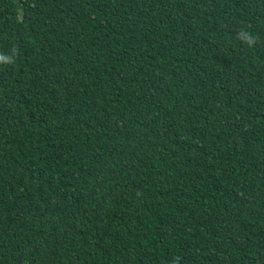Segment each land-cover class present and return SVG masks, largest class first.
Here are the masks:
<instances>
[{
    "label": "trees",
    "instance_id": "1",
    "mask_svg": "<svg viewBox=\"0 0 264 264\" xmlns=\"http://www.w3.org/2000/svg\"><path fill=\"white\" fill-rule=\"evenodd\" d=\"M0 56V264H264V0H0Z\"/></svg>",
    "mask_w": 264,
    "mask_h": 264
},
{
    "label": "clouds",
    "instance_id": "2",
    "mask_svg": "<svg viewBox=\"0 0 264 264\" xmlns=\"http://www.w3.org/2000/svg\"><path fill=\"white\" fill-rule=\"evenodd\" d=\"M240 35L242 36L243 40L249 45H253L255 43V38L252 37L249 33L247 32H241ZM12 60L10 57H5V56H0V63H11ZM176 260L178 261L179 258H176ZM175 264V262H174Z\"/></svg>",
    "mask_w": 264,
    "mask_h": 264
}]
</instances>
